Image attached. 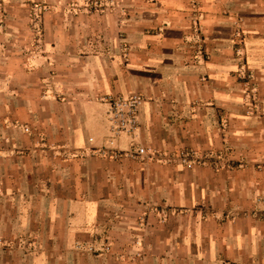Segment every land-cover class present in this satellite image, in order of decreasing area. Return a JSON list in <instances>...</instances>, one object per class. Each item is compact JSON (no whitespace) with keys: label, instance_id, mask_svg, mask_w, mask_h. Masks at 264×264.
I'll use <instances>...</instances> for the list:
<instances>
[{"label":"crops","instance_id":"obj_1","mask_svg":"<svg viewBox=\"0 0 264 264\" xmlns=\"http://www.w3.org/2000/svg\"><path fill=\"white\" fill-rule=\"evenodd\" d=\"M0 169L8 264H264V0H0Z\"/></svg>","mask_w":264,"mask_h":264},{"label":"built area","instance_id":"obj_2","mask_svg":"<svg viewBox=\"0 0 264 264\" xmlns=\"http://www.w3.org/2000/svg\"><path fill=\"white\" fill-rule=\"evenodd\" d=\"M250 81L251 80H249V86ZM256 89V86L251 83L249 93H255ZM142 101V96L139 94H132L129 97H121L112 100L111 121L112 128L115 132H132L136 128L138 123V111ZM135 155L140 157L157 158L156 152H154L153 149L144 146H140L135 152ZM176 155L178 161L188 167H192L197 163H208L214 167H219L224 157L223 153H199L197 150L190 148L181 149ZM89 249L97 251V248L93 246H89Z\"/></svg>","mask_w":264,"mask_h":264},{"label":"rangeland","instance_id":"obj_3","mask_svg":"<svg viewBox=\"0 0 264 264\" xmlns=\"http://www.w3.org/2000/svg\"><path fill=\"white\" fill-rule=\"evenodd\" d=\"M35 16H36V13H35ZM0 171H1V169H0ZM0 249H3L5 251L2 257H1V253H0V262L2 264H8L7 263L9 261L8 255H10L9 259L19 260V262H20L23 259L22 253H25L28 250V244L27 245H24V244H0ZM87 251L96 252V251L90 250L89 247H88Z\"/></svg>","mask_w":264,"mask_h":264}]
</instances>
